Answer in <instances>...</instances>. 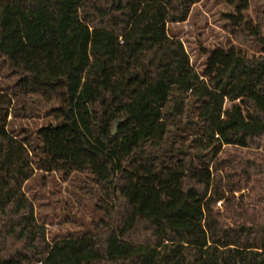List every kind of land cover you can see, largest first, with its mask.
I'll list each match as a JSON object with an SVG mask.
<instances>
[{"label":"trees","instance_id":"16d2710c","mask_svg":"<svg viewBox=\"0 0 264 264\" xmlns=\"http://www.w3.org/2000/svg\"><path fill=\"white\" fill-rule=\"evenodd\" d=\"M200 1L0 0L19 76L0 90V264H264V156L224 148L263 143L264 12L229 16L261 55L219 46L199 72L169 25ZM35 97L56 104L38 144L8 127ZM37 170L91 176L95 230L49 240L24 188Z\"/></svg>","mask_w":264,"mask_h":264},{"label":"rangeland","instance_id":"374dc122","mask_svg":"<svg viewBox=\"0 0 264 264\" xmlns=\"http://www.w3.org/2000/svg\"><path fill=\"white\" fill-rule=\"evenodd\" d=\"M240 0H201L191 10L189 18L180 23L169 25L170 34L180 38L190 56L193 67L203 72L211 50L216 47L241 48L249 57L261 55V47L243 28L234 29L230 14H239ZM249 7L243 11L245 21L257 23L264 12V0H248ZM19 76L8 66L6 59L0 55V90L11 93ZM230 106V102H227ZM28 115L9 116V130L20 139H30L34 144L40 143V128L55 123L51 109L55 103H47L35 97L30 101ZM260 148H236L225 146L226 153L240 155L244 159L255 160L264 156V138ZM226 155V154H225ZM259 179L263 178L258 176ZM252 181L249 186L257 184ZM91 176L86 172H73L65 177L61 172L37 170L35 176L25 184V191L35 203L39 222L46 226L47 236L51 242L70 235L92 232L94 222L102 217L94 196ZM237 198L252 203L254 192L246 187L235 193ZM224 219L225 208L221 202L216 206ZM227 219V218H225Z\"/></svg>","mask_w":264,"mask_h":264},{"label":"built area","instance_id":"2783aa9c","mask_svg":"<svg viewBox=\"0 0 264 264\" xmlns=\"http://www.w3.org/2000/svg\"><path fill=\"white\" fill-rule=\"evenodd\" d=\"M221 202H219V204H220Z\"/></svg>","mask_w":264,"mask_h":264}]
</instances>
